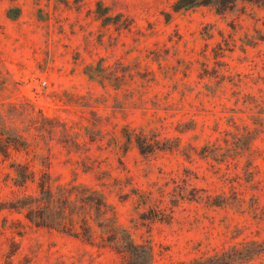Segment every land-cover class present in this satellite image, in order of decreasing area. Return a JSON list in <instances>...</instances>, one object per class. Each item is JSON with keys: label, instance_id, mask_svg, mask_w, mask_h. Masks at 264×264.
<instances>
[{"label": "rangeland", "instance_id": "374dc122", "mask_svg": "<svg viewBox=\"0 0 264 264\" xmlns=\"http://www.w3.org/2000/svg\"><path fill=\"white\" fill-rule=\"evenodd\" d=\"M176 1L0 0V201L47 172L103 191L151 264H264V0ZM98 244L0 211V264H125Z\"/></svg>", "mask_w": 264, "mask_h": 264}, {"label": "trees", "instance_id": "16d2710c", "mask_svg": "<svg viewBox=\"0 0 264 264\" xmlns=\"http://www.w3.org/2000/svg\"><path fill=\"white\" fill-rule=\"evenodd\" d=\"M238 1L177 0L173 5V10L178 12L202 5L214 6L218 12H224L232 10ZM134 136L136 145L142 154L154 149L151 143L145 141L144 134ZM2 138L0 137V152L6 154L12 143ZM18 166L27 170L29 167L21 163ZM33 172H28L29 175H25L24 180L19 181L17 185L23 186L30 180L36 181L35 175L32 176ZM37 185L38 191L35 195L26 194L10 203L0 201V211L18 210L34 226L82 238L92 244L99 242L98 246L110 247L120 253L125 264H151L150 246L136 242L131 233L118 221L115 208L103 191L77 182L53 185L51 175L47 172L42 173ZM251 243L255 245L254 255L264 251V239L252 240Z\"/></svg>", "mask_w": 264, "mask_h": 264}, {"label": "built area", "instance_id": "2783aa9c", "mask_svg": "<svg viewBox=\"0 0 264 264\" xmlns=\"http://www.w3.org/2000/svg\"><path fill=\"white\" fill-rule=\"evenodd\" d=\"M42 84H43V85H46V81H42Z\"/></svg>", "mask_w": 264, "mask_h": 264}]
</instances>
